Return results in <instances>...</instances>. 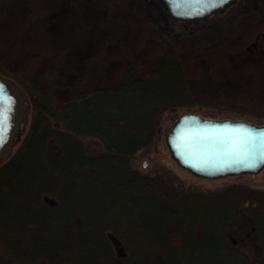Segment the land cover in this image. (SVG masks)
Instances as JSON below:
<instances>
[{
	"label": "trees",
	"instance_id": "1",
	"mask_svg": "<svg viewBox=\"0 0 264 264\" xmlns=\"http://www.w3.org/2000/svg\"><path fill=\"white\" fill-rule=\"evenodd\" d=\"M14 1L0 0V18ZM250 1L234 15L231 30L245 45L232 52L220 22L235 13L229 8L188 25L172 22L157 0H134L133 24L148 51L141 65L150 71L123 65L114 90L89 92L68 80L64 107L40 90L61 76L57 69L24 77L0 64L32 116L25 139L0 164V264H264V189L242 182L202 188L165 165L149 173L135 165L178 110L264 120L255 77L264 66V0ZM207 32L209 40L200 34ZM188 51L227 67L239 85L231 102L195 97ZM84 136L102 149L87 152Z\"/></svg>",
	"mask_w": 264,
	"mask_h": 264
},
{
	"label": "rangeland",
	"instance_id": "2",
	"mask_svg": "<svg viewBox=\"0 0 264 264\" xmlns=\"http://www.w3.org/2000/svg\"><path fill=\"white\" fill-rule=\"evenodd\" d=\"M101 1L102 5L96 6L85 0H15L0 18V64L8 73L24 77L57 69L61 76L49 85L42 86L40 90L51 96L59 107L66 106L71 99L68 80L73 82V87H82L89 92L114 90L121 84L120 73L123 65L132 63L140 74L149 72L150 68H142L141 65L146 61L148 51L141 45L139 30L133 24L136 20L135 7L132 4L134 0ZM249 3L250 0H239L229 7V11L235 13L221 16L222 29L227 35V43L232 52H238L245 45V40L231 30L233 20L236 19L234 15L239 10H244ZM112 17L119 22H126L127 25L119 27L104 23ZM200 34L206 40L212 36L208 32ZM183 56L189 84L196 98L217 103L231 102L239 85L229 75L225 65L206 59L202 63V59L193 57L190 51ZM240 75L245 79L253 76L248 71H243ZM3 76L15 84L12 77ZM255 77L259 100L264 101V66ZM18 89L23 98L24 119L8 151L0 157V164L17 151L30 130L32 116L29 100L22 94L19 86ZM182 112L185 110H178L176 113ZM212 118L245 119L264 124V120L224 111L213 113ZM172 123L173 121L168 120L164 125L169 130ZM164 137L154 141L146 155L135 163L138 170L149 173L162 164L171 168L187 184L202 188L214 189L229 183L242 182L264 189V168L256 173L245 172L214 179L200 178L189 173L173 160ZM82 141L89 153L102 149L96 138L84 136ZM143 163L147 165L144 166Z\"/></svg>",
	"mask_w": 264,
	"mask_h": 264
},
{
	"label": "water",
	"instance_id": "3",
	"mask_svg": "<svg viewBox=\"0 0 264 264\" xmlns=\"http://www.w3.org/2000/svg\"><path fill=\"white\" fill-rule=\"evenodd\" d=\"M164 6L168 18L172 22L196 24L205 21L212 15L224 13L228 7L237 3L238 0H226L222 6L214 8H205L196 0H157ZM0 107L6 103L7 125L2 133V142H0V157L7 151L13 138L19 131V127L24 117L23 98L19 92L18 86L10 79L0 75ZM242 127L251 128L257 132L264 131V124H257L245 119L235 118H208L195 111H185L180 113L173 121L166 133L164 140L173 160L189 173L206 179L221 178L228 175L256 173L264 168V157L259 156V141H257V158L254 167H245L240 163H234L233 158L224 157L211 153L210 151L179 147L177 136L181 132H190L195 135L204 129L213 127ZM245 163H248L247 161ZM146 166V163H143Z\"/></svg>",
	"mask_w": 264,
	"mask_h": 264
},
{
	"label": "snow or ice",
	"instance_id": "4",
	"mask_svg": "<svg viewBox=\"0 0 264 264\" xmlns=\"http://www.w3.org/2000/svg\"><path fill=\"white\" fill-rule=\"evenodd\" d=\"M205 8L222 6L226 0H196ZM2 87V86H0ZM7 105L0 107V142L2 133L7 125ZM178 146L189 150L200 149L211 153L233 158L234 163H240L245 167H254L257 158V141H259V156L264 157V131H255L242 127H213L204 129L198 134L181 132L178 134ZM248 163H245V162Z\"/></svg>",
	"mask_w": 264,
	"mask_h": 264
},
{
	"label": "bare ground",
	"instance_id": "5",
	"mask_svg": "<svg viewBox=\"0 0 264 264\" xmlns=\"http://www.w3.org/2000/svg\"><path fill=\"white\" fill-rule=\"evenodd\" d=\"M239 1V0H238ZM238 1H237V3H238Z\"/></svg>",
	"mask_w": 264,
	"mask_h": 264
}]
</instances>
